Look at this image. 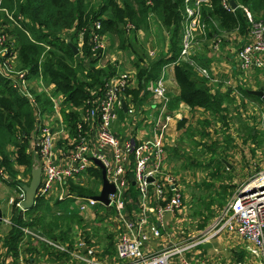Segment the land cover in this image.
<instances>
[{
  "label": "trees",
  "instance_id": "obj_1",
  "mask_svg": "<svg viewBox=\"0 0 264 264\" xmlns=\"http://www.w3.org/2000/svg\"><path fill=\"white\" fill-rule=\"evenodd\" d=\"M234 1L237 7L233 9H226L222 5V0L201 3L199 24H204L205 27L198 29L197 42L219 38V48H222L224 39L221 37L236 34L242 37L240 44L238 43L241 46L249 34V23L244 8L264 21V0ZM190 4H194V1ZM185 7V0H0V35H5L7 39L11 38L7 46L16 54V70H27L33 75L41 72L45 82L54 84L55 91L65 95L63 106L72 108L71 112H65V108L63 110L64 121L70 134L74 132L79 122L84 125L82 113L76 111V106L84 105L87 99L99 94L105 80L114 73L111 64L95 66L103 55V51L100 50L93 52L89 42L95 22H100L99 32L102 36L105 34L115 36L118 41L117 48L134 55L132 64L138 87L127 88L125 93L132 96L135 103L142 102L147 93L145 89L161 76L163 68L173 64V76L178 87L175 101H182L192 109L201 108L205 112V117L184 126L180 141H185V138L189 137L192 141H197L199 147L209 152V160L205 162L204 167H211L209 168L211 178L220 181L215 187L214 182L204 180L207 185L213 187L214 192H210L206 205L209 214H205L204 217H209L215 211L211 205L223 204L232 191V167H228L230 161L225 155L218 156L217 153L222 150L221 148L227 152L235 138L227 119L228 105L235 103V97L228 88L224 91L218 89L222 82L214 83L218 88L212 93L207 77L200 75L187 61H178L183 22L186 18ZM150 17H154L159 27L168 35L167 50L161 49L153 59H147V49L137 37L139 30H144L149 35ZM81 34L83 43L79 47L78 36ZM71 44L76 46L77 54L74 53ZM41 54L45 55L42 67L41 63L39 64ZM193 59L205 68L210 61V59L206 61L204 56H194ZM85 61H88L87 64ZM248 89L250 88L239 87L242 97L264 104L260 97L249 93ZM262 89L264 91V86ZM36 98L41 112L51 111L48 98L39 95ZM81 110L83 112L84 108ZM123 113V110H120L119 116H123ZM239 120L241 122L237 130L240 131L242 140L259 142L256 126L244 121L242 117H239ZM213 122L216 124L220 122L227 130L223 138L218 136L221 129H215L216 136H213L210 130ZM179 125L182 126L183 121ZM35 126V109L28 99L18 94L8 79L1 75L0 171L13 178L8 182L16 185L18 189L20 180L14 179L16 170L12 163L26 166L27 171L31 170L32 156L27 148ZM11 146L13 148L9 150ZM172 151L175 156L179 155L175 147ZM200 163L204 162H199V165ZM88 170L91 175L98 177L102 184L100 167L90 166ZM70 185L71 189L80 194H95L91 193L93 190L90 187L74 189L71 179ZM48 199L37 195L33 206L23 210L12 204L10 216L12 223L3 243L14 254H18L19 244L23 242V250L29 252L35 250L39 255L50 257L51 260L68 257L66 251H59L40 238L28 235L24 239L21 227L28 226L41 236L56 239L63 244L68 241L69 247L76 243L72 241L75 239L74 236L71 237L68 232L72 225H77L79 215L77 210L66 207L70 198H55L53 204ZM54 206L58 209L55 210ZM100 208L103 209L104 206L100 205ZM100 217L103 219L104 213L100 214ZM100 245L98 244L99 247ZM105 252L111 256L115 254L111 239ZM239 254L241 256V253Z\"/></svg>",
  "mask_w": 264,
  "mask_h": 264
},
{
  "label": "built area",
  "instance_id": "obj_2",
  "mask_svg": "<svg viewBox=\"0 0 264 264\" xmlns=\"http://www.w3.org/2000/svg\"><path fill=\"white\" fill-rule=\"evenodd\" d=\"M191 1H194V4H190ZM207 1L185 0L186 18L183 22L178 61H187L200 75L207 77L212 83H217L210 70L198 64L192 55L193 46L197 42L196 36L199 34L198 29L205 27L204 24H199L200 5ZM222 5L226 9H233L228 0H222ZM244 11L249 23V34L237 50L238 69L245 73L259 68L264 73V21L256 18L248 9L244 8ZM100 28V22H95L90 34L89 42L93 52L105 50ZM5 40L6 36L0 35V75L7 78L11 87L18 94L26 97L35 109L37 133L34 147L42 168L37 195L48 198L59 190V198L77 197L80 200L78 212L93 211L92 208L98 204L110 206L114 209L113 216L104 210H99L102 211L99 213H104V216L119 229L113 258L115 260L111 259L113 256L107 254L101 256L97 245L86 242L83 238L78 239L73 247H69L60 241L41 236L28 226L21 227L23 236L40 238L57 250L66 251L68 257L60 264H210L205 259H192L186 256L184 254L188 246L186 244H176L155 251H146L143 247L148 238L143 224L149 223L151 234L158 236L159 226L164 222L166 215L173 214L184 205L179 179L173 171L166 169L164 164V138L171 116L162 111L153 120L155 131L153 137L122 140L114 131L113 124L118 117V110L122 109L124 104L122 95L132 86V80L127 71L112 73L105 80L101 92L85 102L87 107L83 120H89L92 126L94 125L93 135L85 131L82 123L79 122L71 136L72 144L62 151L56 145L58 130L52 127L45 113L40 112L37 95L31 89V74L27 70H16V54L8 46L4 47ZM212 47L216 50L220 47L219 38L214 39ZM38 78L41 80V75ZM150 84L153 85H151L153 93L165 101L166 87L162 75ZM52 89L53 85H49L46 87V93L50 95L49 98L55 109V96L50 94ZM61 98L63 100V97ZM135 109L132 106L128 107L127 112L133 114ZM262 117L264 123V113ZM95 160L102 163L107 179L115 187L114 192L109 194L107 204L98 201L93 195L76 194L66 186L69 179L88 175L90 166H98ZM149 177L151 179H148ZM132 183L137 189L138 205L141 208L138 214L142 215L137 220L128 216L127 202L124 199V194ZM23 198L24 190L20 186L16 195L10 196L9 203L23 209L21 205ZM150 198L153 204L149 203ZM149 213L153 215L159 226L155 225V221L149 222ZM226 228L247 243L248 252L257 257L252 264H264V167L238 186L227 198L220 216L207 229L203 239Z\"/></svg>",
  "mask_w": 264,
  "mask_h": 264
},
{
  "label": "rangeland",
  "instance_id": "obj_3",
  "mask_svg": "<svg viewBox=\"0 0 264 264\" xmlns=\"http://www.w3.org/2000/svg\"><path fill=\"white\" fill-rule=\"evenodd\" d=\"M150 23H152V26L150 28L149 35H147L146 32L145 34L143 32H139L138 34L139 40L146 48H151V46H153L154 48H157L160 51L163 41V35H165V33L162 34L163 29H161L159 25L156 24V21L150 20ZM221 38L224 39V43L222 45L223 47L220 48L219 50L214 51L209 45V48H207L208 51L207 52L202 51L203 52L202 53L200 50L202 45H198V49L196 51L202 54L206 53L208 56H212L211 62L207 65V68L210 70L212 77H215L218 82L223 81L224 88H226L227 86L234 87V85L236 87L238 86L240 87L241 85H243L244 87L246 86V87L254 88L257 87L259 84H261L262 82L261 80L260 82L253 81L254 80L253 73L247 75L244 73H240V71H238L237 69L231 68L233 67L232 59L234 56V51L240 48L239 38L234 37L233 35H227L226 37L224 35ZM9 39L11 38L8 37V39L6 38L5 40L4 43L5 48L7 47V42L9 41ZM103 41L106 42L107 48L103 52L105 53V56L104 54L102 55L101 62L110 63L114 68L113 70L114 73L120 71H127L130 76H131L130 72L135 73L132 64L134 55L133 54L129 55L125 50L120 51L119 48H117L118 41L115 38V36L112 37L109 36L105 38L103 37ZM193 52H195L194 46L192 50V55ZM44 60H45V55L41 54L39 59V64L41 63L40 64L41 67ZM15 64H16V60H15ZM35 75L36 74L34 75L31 74V80L37 79ZM39 75L41 74L38 73V77ZM132 78L133 77L131 76V79ZM244 78H245V82L242 83L241 85H238L240 82H238L237 80ZM41 80L42 82L40 83L46 87H48L49 85H53L54 95L61 94L55 91L54 84L45 82L43 75H41ZM132 80L134 81V83H136L137 77L134 76V79ZM34 94L37 95L36 93ZM50 94L52 95L51 92ZM44 97L49 99L50 95H47L46 93ZM59 99L62 104L63 103V101L61 100L62 98ZM248 100L249 102L247 103L243 102L244 104L241 105V108L243 112H245V115L249 117V119L253 121V124L256 126L259 136V142L257 143L255 142L253 144L249 143L248 145L245 141L242 140V135L239 134L240 131H238L237 129L241 122L239 120V117H242V119L244 117L241 114L242 112L240 110H237L234 103L233 104L230 103L228 105L229 112L227 114V119L229 122L231 132H233L234 136H237V138L236 137L234 138L233 142H231V144L229 145L230 147L227 145L229 147L227 152H224L223 148L220 147L222 150L217 153L218 156L225 155L226 158L231 162L230 164V166L232 167L231 183L233 184V186H232V191L227 196V198H229L235 192V189L238 186L244 184L255 172H257L260 168L264 167V123H262L263 121L262 113L264 112V108L262 103L256 100H251V99ZM85 105L86 103L84 105L81 104L76 106V111L81 112L82 116L84 115V112L86 110ZM82 108H84L83 112L81 110ZM61 112H63V109L61 110ZM41 113L44 114L45 112H41ZM202 115L203 112H201V110H192V119ZM63 117H64V112H63ZM243 120L245 121V119ZM234 124L236 127H234ZM215 129H221L220 133L218 134L219 138H223L224 134L227 133V130H225V127L221 125L220 122H218L217 124L216 122H213V124L210 126V130L213 136H216L214 134ZM230 130L228 129V131ZM73 131L75 132V130ZM59 142L60 140H57L56 145L59 144ZM249 142H251V140H249ZM179 145H180L178 147L180 152L179 155L177 156L170 155V157L168 155L167 162L170 164L168 168L177 175L180 185L182 187V192L184 197L183 199L185 204L184 208L186 212V213L184 212L183 214L182 225L184 227L185 225L190 224V223L186 224L187 218L194 219L195 217H200V216H204V214H209V208L206 205L210 197V192L211 191L213 192L212 190L213 187L207 185L204 182V180L207 181L209 180L211 182H214L215 187L218 186L220 181L219 179L211 178V175L209 173V168L211 167L208 166L204 167L205 162L209 160L208 159L209 152L203 150L202 147H199L197 141L195 140L192 141L191 138L186 137L185 141H182L181 143H179ZM12 148L13 147L11 146L8 149L11 150ZM27 150L30 152L29 154L32 156V166L39 164L38 159L35 156L37 155L35 147H34L35 155L32 149L27 148ZM199 162H204V163H200L199 165ZM12 167L16 170V175L14 179L17 178L20 181L25 180L24 182L29 181L28 179L30 177V171L26 170V166L12 163ZM1 172L3 173V171H0V182L5 184V186L8 185L7 187H5L6 192L0 195V202L2 205V209L5 212L6 208L9 206L7 199L9 201L10 196L8 197V194L13 193L10 187L11 186L15 187V186L13 183L8 182L13 178H10L8 175L2 174ZM89 172L90 171H87V173ZM71 184L74 186V189H77L79 187L82 188L83 186L90 187L93 190L91 193H95V194H98L101 188V182L98 181V177L91 175V173L84 176H78L77 178H71ZM68 185H69L68 189L70 191L76 192V190H73V188L71 189L70 183ZM15 188H17V186ZM227 198L225 199L223 204L219 206L216 204L211 205V207L214 208L215 210V214H212L214 216L210 214V216L207 218L208 223L206 226L208 225L210 226L212 222H214V220H216L220 216L222 207L225 205ZM79 201L80 200L78 199H71L70 202L66 203V207H69L73 210H77ZM54 209L57 210L58 208L55 206ZM99 210H104L105 212H107L109 209H105V208L101 209L100 204H98L93 210L95 212L93 211L77 212V214L79 215V221L77 225L76 224L72 225L71 230L68 233L69 235H71V237L72 235L74 236L75 239L72 240L73 242H76L78 239L83 238L86 242L96 244L97 248L100 250L101 256H104L105 254H108L110 256L111 254L107 252L104 253V251L110 239L113 242V248L115 250L119 229L108 217H102L103 219H101L100 213L102 211ZM187 212L189 213L187 214ZM109 214L110 216H113L114 209H111ZM223 232L226 234L225 231L219 230L214 235H212L213 237L210 236L209 238H205V239H203L205 236L204 237L203 235L200 236L199 239L203 237L202 239L205 241L199 244L197 246V249L200 250V252H202L205 255V258L203 259H205L206 261H208L207 259H209V261L213 264H226L225 260L231 257L234 258L238 257L236 253H238L237 251H239L241 248H242L241 250L242 254H245L244 258L246 263L253 260L255 261L257 259V257H255L253 254L243 251V247L245 246L243 239L241 240L238 236H235L233 234L225 235ZM64 244L67 245L68 241H66ZM98 244L99 245L101 244L100 247L98 246ZM241 251H239V253ZM112 258H114V255ZM116 260L119 259L116 258Z\"/></svg>",
  "mask_w": 264,
  "mask_h": 264
},
{
  "label": "crops",
  "instance_id": "obj_4",
  "mask_svg": "<svg viewBox=\"0 0 264 264\" xmlns=\"http://www.w3.org/2000/svg\"><path fill=\"white\" fill-rule=\"evenodd\" d=\"M150 20L155 21L154 17H150ZM151 26H152V23L150 25V28H151ZM139 32H143L145 34L144 30H139L137 33L138 39H139V36H138ZM163 33H165L164 30H162V34ZM165 35H163V41H162V46H161V49H163V51H166L167 46H168V35H167V33H165ZM227 35H233L234 37L239 38L240 41L242 40V37H239L236 34H227ZM227 35H225V37ZM109 36L110 35H107V34L103 35L104 38L109 37ZM213 41L214 40H205L204 42H196V48L194 46L195 52H193V56H197V57L198 56L199 57L204 56L206 61H207V59H210V61H208V64H209L212 60V56H208L206 53L202 54L203 53L202 51L207 52L208 51L207 48H209V45L215 51L216 49H214L212 47ZM82 43H83V35L81 34L80 36H78L79 47L82 46ZM104 43H105V50H106L107 45H106L105 41H104ZM198 45H202L201 49H200L202 53L196 52L198 49ZM146 49L148 52L147 59L155 58L158 55V53H160V51H161V49L159 51L157 48H154L153 46H151V48H146ZM219 49L220 48H218L217 50H219ZM225 53H227V52H225ZM103 54L105 56V53H103ZM101 59L98 61V63L95 66H105L106 64H110V63L101 62ZM232 61H233V67H231V68L237 69L239 71L238 65H237V50L234 51V56H233ZM87 62L88 61H85L86 64H87ZM172 66H173V64H169V65L165 66L163 68L162 74H161L163 77L164 83H165V87H166L165 101L162 100L161 98L157 97L153 93V91L151 89V87L153 86L152 84L149 85L148 89H145L147 91V93L143 97L142 102L138 103V104L134 102L132 96L126 95V93H124L122 95V100L124 103L123 105L126 106V110H124V107H122V109H120V110H123V112H124L123 116H119L120 110H118V117L113 124L114 131L120 135L122 140H125L127 138H133V139L139 140V139L155 136V131L153 129V120L158 115H160V112H162V111H164L165 114H169L171 116V119L167 123L166 134H165V138H164V142H165V163L164 164H165V167H167V168L170 166V164L167 162L168 155H169V157H170V155H174V153L172 151L173 147H175L177 149L178 154L180 153L178 147L180 146L179 143H181L180 137L182 135L184 126L187 125L188 123H193L194 121H196L199 118L205 117V114H204L205 112L201 108L192 109L189 105H187L186 103H184L182 101H175V98L178 95V87H177V84H176L174 76H173ZM113 70H114V68H113ZM133 70L135 72L134 68H133ZM240 73H242V72H240ZM252 73H253V78H254L253 81L254 82H260V80L262 82L257 87H254V88L249 87V88L250 89H262V86H264V73H263V71L259 68H255V69H252L248 72H245L244 74L248 75V74H252ZM130 74L133 77L132 79H134V76H136V74L133 72H130ZM35 77L37 79L31 80L32 91L39 96H45L46 86H44L40 83L42 81L38 78V74H36ZM237 81L240 82L238 85H241L242 83L245 82V78L244 79H238ZM208 85H211V88H212L211 92L212 93H214V90H216L218 88L217 84H214L210 81L208 82ZM241 86L244 87L243 85H241ZM130 87H134V89H137L138 80H136V83H134V81L132 80V86H130ZM227 88L229 89V91H231L232 95L235 97L234 105L237 108V110H240L242 112L241 114L244 117L243 119H245V121L248 122L249 124H253V121H251L249 119V117H247L245 115V112H243V110L241 108V105L244 104L243 102H246V103L249 102L248 98L242 97V95L239 91V86L236 87L234 85V87L227 86L226 88H224L223 81H222V85L219 86L218 89L220 91H224ZM50 91L54 95L53 89ZM143 93H144V91H142V94ZM54 96H55L54 104H55L56 108L55 109L53 108V104L51 103V99L49 98L51 111H49V112L46 111L45 114L50 119L52 127H55V129L58 130V135L56 137V141L60 140V142H59V144H57V146H58L57 148L62 150V151H65L72 144V140H71L72 134H70L68 131V127L66 125V122L64 121L63 112H61V110L62 109L64 110V108H65V112H71L72 108L71 107L68 108L65 105L63 106V104H61L59 98L63 97L62 101H64L65 95L63 93H61L60 95H54ZM251 100H254V99H251ZM262 105L264 108V104H262ZM131 106L136 108L135 113H133V114L127 112V108L131 107ZM192 110H201V112H203V115L195 117L194 119H192ZM52 121H53V123H52ZM83 121H84V125H83V123H82V125H83L84 130L89 132L91 135H93L94 125L92 126V123L89 120H83ZM181 121H183L182 126L179 125ZM234 127H236L235 124H234ZM231 128H232V126H231ZM177 131L178 132L180 131V132L178 133ZM36 133H37V129L35 127L34 132L31 136V139H30L29 144H28V149H32L34 151V155H35L34 138H35ZM235 137L237 138V136H235ZM246 143L248 145H249V143L253 144V142L252 141L249 142V140ZM35 156L38 159V156L37 155H35ZM230 164H231V162L228 165L229 168H231ZM68 183H70V179L68 180ZM7 186L8 185L5 186V184L0 182V195L4 194L6 192L5 187H7ZM14 186L16 187V185H14ZM66 186H67V188L69 187V185L67 183H66ZM15 187H13V186L10 187V189L13 191V193H9L8 197L12 196V195H16L18 189ZM58 191L59 190H57L56 193H52L48 197L49 198L48 201L51 204H53L55 198H59L58 197L59 196ZM74 193L77 194L78 192H74ZM78 194H80V193H78ZM69 198L78 199L77 197H74V198L69 197ZM60 199H67V198H60ZM124 199H125V202H127L126 203V212L130 218L137 220L140 216H142V215H139L141 208L138 205V202H139L138 201V193H137V189H136L134 183H132L130 185V187L127 189V191L125 192ZM7 202L9 203L8 199H7ZM149 203L153 204L152 198H150ZM184 206H185V204L183 205L182 208H180L179 210H177L173 214L166 215L164 222L162 223V225L160 224V226H159V223H157L155 221L153 215L151 213L148 214L149 222L155 221V225L158 224L159 229H160V234L158 236H153L151 234V226L149 225V223L143 224V229L148 234V238L145 240V242L143 244V247L146 251L161 250L163 248H166V247H169L172 245H176V244H186V245H188L184 251V254L186 256H188L192 259H199V258L203 259V258H205V255L202 252H200V250L197 249V246L205 241V240H201V239L205 236L208 227L211 226V225L206 226L208 223V221H207L208 217L200 216L201 219H200V217H195L194 219L193 218H187L186 224L187 223H190V224L185 225L183 227V225H182L183 224V214L185 212ZM104 207H105V209H109L108 211L111 210L110 206H104ZM0 208L2 211V222H0V264H54V263L60 264L61 263V261L63 259L62 260H59V259L58 260H51L50 257L39 255L35 250H33V252L23 250V248H22L23 242H21L19 244L20 249H19V252L17 255L14 254L13 251L9 250L6 247V245L3 243V241L5 238V235H7V231L10 227V224L12 223L11 219H10V216L12 213V204L9 203V206L6 208V210L4 212L2 209L1 202H0ZM92 209H95V207ZM20 210H23V209L20 208ZM188 213L189 212H187V214ZM213 214H215V211H213ZM212 216H214V215H212ZM6 218H7V220H5ZM201 224H203V225H201ZM222 230L225 231L226 234H233L235 236H238L236 233H234L231 230H228L227 228L222 229ZM202 235H203V237L201 239H199L200 236H202ZM211 237H213V236H211ZM24 239H25V237H24ZM240 239L242 240V238H240ZM198 240H201V241H198ZM244 243H245V246H244L245 248L243 247V251L248 252L247 246H246L247 243L245 241H244ZM241 250H242V248L239 251H241ZM239 251H237L238 252V253H236L237 255L239 254ZM240 253H241V256H239L240 255L239 254L237 258L235 257L236 259L234 257H231V258L225 260V263L226 264H252L253 263L254 260L246 263L245 258H244L245 254H242V251ZM111 259H113V258H111ZM113 260H115V259H113ZM207 260L209 261V259H207ZM209 263H211V262L209 261ZM211 264H213V263H211Z\"/></svg>",
  "mask_w": 264,
  "mask_h": 264
},
{
  "label": "water",
  "instance_id": "obj_5",
  "mask_svg": "<svg viewBox=\"0 0 264 264\" xmlns=\"http://www.w3.org/2000/svg\"><path fill=\"white\" fill-rule=\"evenodd\" d=\"M229 3L232 8H236L237 4L234 0H229ZM74 53L77 54L78 50L76 46L72 45ZM248 92L260 97L264 101V91L262 89H248ZM124 110H126V106L123 105ZM98 166L101 169V178L102 184L100 188V192L98 194H94L93 197L98 201L107 204L109 202V194L113 193L115 190L114 184L110 182L106 177L105 168L102 163L98 160H95ZM41 174L42 168L39 164L33 165L30 170V179L28 182L19 181L18 185L24 190V198L21 201V205L23 209L30 208L35 203V198L37 196V191L41 183ZM148 179H151L149 177ZM2 219V211L0 208V220Z\"/></svg>",
  "mask_w": 264,
  "mask_h": 264
}]
</instances>
